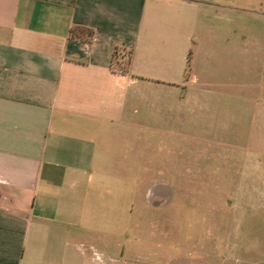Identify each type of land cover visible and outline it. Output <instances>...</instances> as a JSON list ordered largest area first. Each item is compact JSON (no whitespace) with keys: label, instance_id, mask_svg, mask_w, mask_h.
Returning a JSON list of instances; mask_svg holds the SVG:
<instances>
[{"label":"crops","instance_id":"1","mask_svg":"<svg viewBox=\"0 0 264 264\" xmlns=\"http://www.w3.org/2000/svg\"><path fill=\"white\" fill-rule=\"evenodd\" d=\"M233 11L213 0H0V264H97L91 178L122 176L140 95L195 88L207 59L230 57L217 48L238 34Z\"/></svg>","mask_w":264,"mask_h":264},{"label":"rangeland","instance_id":"2","mask_svg":"<svg viewBox=\"0 0 264 264\" xmlns=\"http://www.w3.org/2000/svg\"><path fill=\"white\" fill-rule=\"evenodd\" d=\"M213 1L234 10L230 57L206 60L197 94L140 95L122 176L91 178L97 264H264V0Z\"/></svg>","mask_w":264,"mask_h":264},{"label":"trees","instance_id":"3","mask_svg":"<svg viewBox=\"0 0 264 264\" xmlns=\"http://www.w3.org/2000/svg\"><path fill=\"white\" fill-rule=\"evenodd\" d=\"M88 34H89L90 39L93 40L94 39V32L93 31H89Z\"/></svg>","mask_w":264,"mask_h":264}]
</instances>
